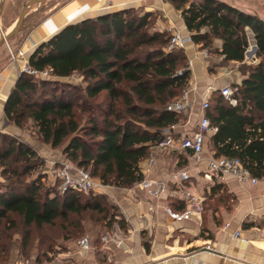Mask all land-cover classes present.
<instances>
[{
	"label": "trees",
	"instance_id": "trees-1",
	"mask_svg": "<svg viewBox=\"0 0 264 264\" xmlns=\"http://www.w3.org/2000/svg\"><path fill=\"white\" fill-rule=\"evenodd\" d=\"M169 1L193 43L222 55L223 62H239L244 75L231 84L234 104L219 90L210 98L213 156L237 157L251 175L263 177L264 20L223 0ZM134 11L124 7L61 27L27 55L33 68L55 78L20 73L4 106L8 121L30 123L38 140L60 147L72 164L117 187L142 179L139 161L162 129L180 121L166 105L186 87L190 72L183 49H168L169 37L149 30L158 15ZM246 27L256 42L255 65L243 62ZM250 42L252 49V37ZM73 73L80 83L62 80ZM43 164L32 147L0 133V239L15 231L23 239L59 231L77 236L83 219L110 220L104 195L59 193L42 179Z\"/></svg>",
	"mask_w": 264,
	"mask_h": 264
},
{
	"label": "crops",
	"instance_id": "crops-1",
	"mask_svg": "<svg viewBox=\"0 0 264 264\" xmlns=\"http://www.w3.org/2000/svg\"><path fill=\"white\" fill-rule=\"evenodd\" d=\"M26 1L0 0V30L5 33L11 30ZM223 1L254 13L231 0ZM121 5L143 6L144 12L158 10V22L163 28L189 32L180 11L163 0H56L44 18L21 30L20 35H16L18 31L0 46V133L13 136L37 152L44 160L41 168L44 180L49 179L54 164L68 160L62 152L50 153L48 144L32 136L36 135L33 127L28 130L27 125L18 127L6 119L5 102L19 76L18 67L7 58V49L21 47L29 55L64 25L120 9ZM245 31L252 33L248 27ZM253 42L256 44L254 35ZM220 45L219 39L214 40L215 47ZM204 49L207 48H201L192 41L183 49L190 71L186 88H191L192 104L187 119L176 123L175 138L190 136L195 130L200 117V103L196 110L195 102L198 98L201 101L208 89L217 91L224 85L238 84L244 76L232 67L239 62H223L222 55L211 52L205 56ZM253 51L255 55L252 58L244 53L245 64L258 62L256 49ZM193 117H196L194 121ZM213 132L207 133L197 161L188 149L175 147L157 151L153 144L149 146L148 155L138 164L142 178L166 182V190L160 196H151L135 187V183L117 187L103 184L94 177L96 186L89 192L105 196L111 209L110 220L83 219V231L71 237L59 231L53 236L41 233L23 239L15 231L10 239H0V264H28L31 261L40 264H264V180L239 182L231 174L220 179L210 174L207 162L213 157L209 144ZM150 155L154 157V163L144 173L146 159ZM184 167L189 169V184L201 206L190 218L175 221L167 216L164 206L170 205L176 210L183 207L182 197L173 191L172 174ZM236 230L244 240L233 237ZM103 234H108L110 240L104 243L100 239ZM83 235H88L91 241V248L86 250L78 245Z\"/></svg>",
	"mask_w": 264,
	"mask_h": 264
},
{
	"label": "built area",
	"instance_id": "built-area-1",
	"mask_svg": "<svg viewBox=\"0 0 264 264\" xmlns=\"http://www.w3.org/2000/svg\"><path fill=\"white\" fill-rule=\"evenodd\" d=\"M191 41L190 33H182L178 29L172 28L168 38V49H184L186 44ZM10 61L18 67L19 74L26 73L33 77H48L50 76L49 70L45 69L42 71L33 68L27 59V51L19 49L15 53L9 48ZM203 54L208 55V50L204 49ZM20 61V65H18ZM191 88H184L182 93L176 98L171 100L166 105V110L174 112L176 114L183 113L188 110L192 104L190 99ZM215 90L208 89L207 92L202 95L199 104L200 117L197 122L195 130L190 136H184L175 138L174 130L177 124H171L164 128L160 132V137L153 143V148L157 151H162L170 148H182L188 149L194 160L197 161L200 158V154L203 149L205 137L207 133L215 130V126H212L209 117L206 114L207 109L210 105V98ZM219 92L222 96L229 99L231 104L236 101L231 98L233 87L231 84L224 85L219 88ZM154 163V157L148 156L146 159V166L143 169L144 173L148 172ZM54 169L48 180L58 181V192L65 193L68 191H76L87 193L96 186V181L89 172L81 167L72 164L70 161H62L54 164ZM207 171L213 174L217 179H220L225 174L233 175L237 181L245 182L250 181L256 183L263 179V177H256L251 175L248 170L242 165L241 161L237 157H225V156H213L208 159ZM173 178V191L179 194L183 199V207L181 209H174L170 205L164 206V211L169 218L175 221H183L191 217L194 211H199L201 203L196 198L191 190L190 186V174L188 167L178 169L172 174ZM135 187L147 191L151 196L158 197L166 190V182L160 179H151L143 177L141 180L135 183ZM228 224H225L227 227ZM233 237H240L238 230L234 231ZM242 240L244 238L240 237ZM100 239L105 243L110 240L108 234L101 235ZM78 245L81 249L86 250L91 248V241L88 235H83L78 240ZM28 264H40L36 261H31Z\"/></svg>",
	"mask_w": 264,
	"mask_h": 264
},
{
	"label": "rangeland",
	"instance_id": "rangeland-1",
	"mask_svg": "<svg viewBox=\"0 0 264 264\" xmlns=\"http://www.w3.org/2000/svg\"><path fill=\"white\" fill-rule=\"evenodd\" d=\"M163 1L171 3L169 0H163ZM231 1L236 3L242 9H246V10L248 9L250 11H253L254 14H256L257 16H259L260 18H262L264 20V0H231ZM55 3H56V0H45L44 2H42V3L38 4V5L29 6L26 9V11H25L26 14H25L24 20L22 22V27H21V29L19 30V32L16 35H20V31L21 30H23V29H25L27 27L35 25L39 20L44 18V16H46V14L49 12L50 8H52L53 4H55ZM121 7L124 8V7H127V6L126 5H121ZM34 8H35V10H33ZM134 8H135V11H134L135 13H143L144 12L143 6H134ZM151 11L153 12V14L159 15L158 10H151ZM100 13H102V12H100ZM158 19H159L158 16H157L156 19H153V25H152V27L149 30L153 31L154 29H156V30L160 29L161 31H163L166 34V36L169 37L171 30L170 29L167 30L165 27L163 28L161 26L160 22H158ZM250 33L251 32H246L247 43H248L246 50L249 51L248 56H247L248 58H252L255 55V53L253 51V48L251 49V42H250L251 41V36H250ZM10 49L15 53L16 51L21 49V47H18L16 49H14V48H10ZM7 58L10 60L9 48L7 49ZM18 63H19L18 65H20V61H18ZM232 67L234 69H236V70H240L241 65L237 64V63H234V64H232ZM45 78L53 79L55 77L50 75V76L45 77ZM34 79L39 80L41 78L34 77ZM62 80L66 81V82H69L71 84L80 83L79 78H78L76 73H73L70 76L63 78ZM51 87L52 86H50V85L49 86H45L43 88V90L46 91V93H47V92L50 91L49 89H52ZM182 91H181V93H182ZM174 99H176V98H174ZM199 103H200V99L198 98L197 101L195 102L196 110H197V107H198ZM190 111H191V108L189 107L187 111H185L183 113H180L179 114L180 115V120L181 121H185L187 119V116H189ZM195 118L193 117L191 119L194 121ZM26 125L28 126V130H30V127H32V125L30 123H27ZM32 136L36 137V135H34V134ZM49 150H50V153H53V152L54 153H60L61 152V148L60 147L53 148V147L49 146ZM45 184H47V185L54 184L55 187H57L58 186V181L54 182L52 180L46 179L45 180Z\"/></svg>",
	"mask_w": 264,
	"mask_h": 264
},
{
	"label": "water",
	"instance_id": "water-1",
	"mask_svg": "<svg viewBox=\"0 0 264 264\" xmlns=\"http://www.w3.org/2000/svg\"><path fill=\"white\" fill-rule=\"evenodd\" d=\"M44 0H27L20 8L19 13L17 15L15 24L13 26V29L7 33L3 32L2 30H0V46L5 44L13 35H15L21 28L22 26V22L25 16V11L26 9L33 5V4H38L43 2ZM248 30L250 31V28H248ZM250 36L253 39V35L252 33H250ZM253 48L254 50L256 49V44L253 43ZM245 53H249L248 50L245 51Z\"/></svg>",
	"mask_w": 264,
	"mask_h": 264
},
{
	"label": "bare ground",
	"instance_id": "bare-ground-1",
	"mask_svg": "<svg viewBox=\"0 0 264 264\" xmlns=\"http://www.w3.org/2000/svg\"><path fill=\"white\" fill-rule=\"evenodd\" d=\"M12 29H13V27L11 28V30H12ZM11 30H10V31H11Z\"/></svg>",
	"mask_w": 264,
	"mask_h": 264
}]
</instances>
